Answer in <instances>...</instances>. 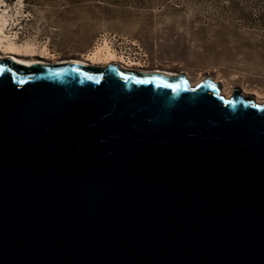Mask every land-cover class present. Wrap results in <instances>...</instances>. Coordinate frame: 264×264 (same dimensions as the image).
<instances>
[{
  "label": "water",
  "instance_id": "1",
  "mask_svg": "<svg viewBox=\"0 0 264 264\" xmlns=\"http://www.w3.org/2000/svg\"><path fill=\"white\" fill-rule=\"evenodd\" d=\"M221 89L0 58V264H264V103Z\"/></svg>",
  "mask_w": 264,
  "mask_h": 264
},
{
  "label": "rangeland",
  "instance_id": "2",
  "mask_svg": "<svg viewBox=\"0 0 264 264\" xmlns=\"http://www.w3.org/2000/svg\"><path fill=\"white\" fill-rule=\"evenodd\" d=\"M0 2L11 16L7 32L47 49L49 62L81 58L107 39L141 65L132 69L210 78L264 101V0Z\"/></svg>",
  "mask_w": 264,
  "mask_h": 264
},
{
  "label": "bare ground",
  "instance_id": "3",
  "mask_svg": "<svg viewBox=\"0 0 264 264\" xmlns=\"http://www.w3.org/2000/svg\"><path fill=\"white\" fill-rule=\"evenodd\" d=\"M1 3V2H0ZM2 4V3H1ZM1 7V6H0ZM10 15L6 9H2L0 13V58L9 59L11 58L13 61L24 62L29 64H45V65H56L61 63H79L81 65H90V66H107L109 64H126L125 67H122L127 70H131L132 67H139L140 64L136 63V61L127 60L121 53H119L109 42V40L104 39L101 43L96 44V46L87 54L83 55L81 58L71 59L69 61L64 62H49L50 54L48 50L43 48V50H39L37 48L35 42H23L19 43L16 38H13L8 32L7 29L10 26ZM40 57V58H39ZM39 58V59H37ZM43 60H40V59ZM129 67V68H128ZM144 72V71H143ZM145 73H159L166 76L175 77L178 76L174 73L164 72L161 70L153 71V72H145ZM200 81L193 82L190 81L191 86H196ZM216 83V82H215ZM221 94L230 97L231 92L225 89H221ZM244 94V93H243ZM245 95V94H244ZM257 105H261L264 103L260 98L256 99L255 102Z\"/></svg>",
  "mask_w": 264,
  "mask_h": 264
},
{
  "label": "snow or ice",
  "instance_id": "4",
  "mask_svg": "<svg viewBox=\"0 0 264 264\" xmlns=\"http://www.w3.org/2000/svg\"><path fill=\"white\" fill-rule=\"evenodd\" d=\"M169 87H170V85H169Z\"/></svg>",
  "mask_w": 264,
  "mask_h": 264
}]
</instances>
